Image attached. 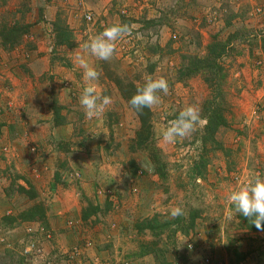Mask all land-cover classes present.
<instances>
[{
	"label": "rangeland",
	"instance_id": "1",
	"mask_svg": "<svg viewBox=\"0 0 264 264\" xmlns=\"http://www.w3.org/2000/svg\"><path fill=\"white\" fill-rule=\"evenodd\" d=\"M113 24L131 35L98 60L83 45ZM15 26L22 37L5 46ZM1 31L0 264H264V231L227 199L264 178V0H0ZM214 48L224 50L209 74L227 109L222 148L202 143L204 75L182 76ZM81 55L112 100L91 120ZM149 75L169 84L150 110L165 178L135 145L140 121L120 88ZM190 104L197 131L162 142L159 130Z\"/></svg>",
	"mask_w": 264,
	"mask_h": 264
},
{
	"label": "clouds",
	"instance_id": "2",
	"mask_svg": "<svg viewBox=\"0 0 264 264\" xmlns=\"http://www.w3.org/2000/svg\"><path fill=\"white\" fill-rule=\"evenodd\" d=\"M132 29L128 24H113L107 26L102 32L83 45L85 51L101 61H110L117 49V41L126 35H131ZM78 64L84 69V79L88 81L79 97L86 119L100 117L107 106L112 103L111 97L101 96L97 86L92 81L99 78V73L89 66L84 56L78 57ZM163 95L169 94V84L166 78H153L151 75L145 78L142 85L137 86L136 92L129 100L131 107L137 112L143 109H152L162 102ZM202 123L200 109L195 104L185 106L175 119L159 130L158 135L166 144L175 143L178 138L190 137L197 131ZM234 213L243 215L258 230L264 231V178L257 176L238 189L232 190L227 197ZM183 215V209L175 207L170 216L175 219Z\"/></svg>",
	"mask_w": 264,
	"mask_h": 264
},
{
	"label": "trees",
	"instance_id": "3",
	"mask_svg": "<svg viewBox=\"0 0 264 264\" xmlns=\"http://www.w3.org/2000/svg\"><path fill=\"white\" fill-rule=\"evenodd\" d=\"M61 32H59L60 37H65L66 33L63 28L59 29ZM19 33H23V31L18 27L15 26L13 29L8 31L7 34H10L12 36V42L7 41L5 42L4 45L6 44H12L13 41L15 44H18V40H20L22 37L21 34L18 35ZM6 34V35H7ZM18 35V36H16ZM0 36L3 38L5 35L2 34V31L0 32ZM17 38H16V37ZM5 40V38H3ZM62 44V43H61ZM213 49V47H211ZM224 54V50L220 48L219 50L212 51L210 52V56L207 58H204L203 60H198L196 61V68L194 70H189L184 68L182 70V73L184 75L182 76H192L194 74L201 73L204 75L206 82L208 83L209 89H210V94L207 98V100L203 104V111L205 114V120H206V125L204 127V134L202 136V143L204 146H207L208 142L210 141L213 144H217V148H222L220 143L216 142L215 136L217 132L219 131L220 128L227 126V120L225 118L226 114V105L225 103L220 100L223 99V97H219L218 94V86L220 85L219 81L216 78L211 79L210 71L213 68H216L217 71L221 72L222 67H220L217 63V58H220ZM217 73H215V77H217ZM222 78V77H221ZM121 92L124 97V99L128 102L132 97V95L135 94L136 88L132 84H127V85H122L121 87ZM130 105V104H129ZM131 107V105H130ZM132 108V107H131ZM133 109V108H132ZM133 111L136 113L139 121H140V128L138 129L136 133V137L134 140L135 145L137 146L138 149H143L147 151L149 154L150 160L152 163L155 165L156 171L158 172L159 176L161 178L166 177V166L163 161L162 154L160 150L156 147L155 142L153 141V127L151 123V111L148 108L143 109L141 112H137L136 110L133 109ZM35 212L42 213L44 212L42 206H37L34 208ZM246 218V217H244ZM246 222L248 228H250L252 231L258 232V230L253 224L249 223V220L246 218ZM195 227V218H190V221L188 222L187 225H181L178 226L180 228V231L184 230L183 232H187L190 229H193Z\"/></svg>",
	"mask_w": 264,
	"mask_h": 264
},
{
	"label": "built area",
	"instance_id": "4",
	"mask_svg": "<svg viewBox=\"0 0 264 264\" xmlns=\"http://www.w3.org/2000/svg\"><path fill=\"white\" fill-rule=\"evenodd\" d=\"M88 19H89V20L91 19V16H90V15L88 16Z\"/></svg>",
	"mask_w": 264,
	"mask_h": 264
}]
</instances>
